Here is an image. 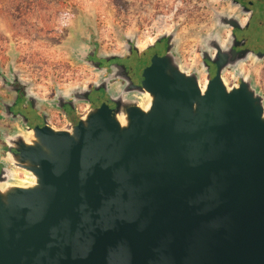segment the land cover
Returning a JSON list of instances; mask_svg holds the SVG:
<instances>
[{
	"label": "water",
	"instance_id": "1",
	"mask_svg": "<svg viewBox=\"0 0 264 264\" xmlns=\"http://www.w3.org/2000/svg\"><path fill=\"white\" fill-rule=\"evenodd\" d=\"M224 15L215 11L214 28L201 36L204 58L222 27H240L235 19L221 23ZM176 33L157 39H168L167 60ZM123 45L138 53L151 47L135 33L125 34ZM94 46L72 56L99 72V63L87 60ZM237 56L229 66L238 79L220 72L196 86L155 55L140 85L131 86L124 65L112 64L102 84L56 91L49 101L28 92L31 81L14 54L12 77L0 81L27 86L34 107L55 101L54 107L75 110L101 89L123 107L22 138L0 132V141L18 152L7 160L15 168L0 172V264H264V93L238 66L251 57L261 63L264 53ZM110 79L125 81L119 98ZM131 91L136 100L122 98Z\"/></svg>",
	"mask_w": 264,
	"mask_h": 264
},
{
	"label": "flooded vegetation",
	"instance_id": "2",
	"mask_svg": "<svg viewBox=\"0 0 264 264\" xmlns=\"http://www.w3.org/2000/svg\"><path fill=\"white\" fill-rule=\"evenodd\" d=\"M205 4L211 11V26L206 30L207 33L214 26L215 11L225 14L220 17L221 23L227 22L226 19H235L240 24V27H222L219 35L212 37L208 46L205 45V53H207L205 58L202 56L200 37L197 36L194 39L188 36V33L183 30L185 26L183 22L176 24L173 21V25L170 29H167L168 31H173L178 25L177 33L170 42V55L167 60L165 56L167 54L168 39L157 40L162 33L153 37L149 42H142L141 33H136L135 36H137L140 45L151 44L149 49L141 53H138L134 47L132 51L126 52L124 45H122V40L125 39L123 31L120 32L121 36L115 33L116 38L121 43V48L118 50L108 49L102 44L103 37L99 21L94 20L91 16L79 19L77 28L70 30V35L64 43L69 53L74 52L80 57H82L83 51L89 54L91 50L88 49L95 45V55H89L87 60L98 62L100 66L99 72H94L92 68L87 66L70 67L69 72L63 77L53 79L52 84L47 87L46 93L38 88L36 81L34 84L31 82L27 84L29 87L28 92L37 93L40 98L50 101L56 91L64 94L67 93V89L77 84L81 87H87L85 90H88V88L92 89L93 82L98 81L102 84L108 79L112 64L124 65V73L129 77L131 86L140 85L143 74L150 67L152 58L155 55H158L163 64L169 66L173 73L182 70L190 75L189 81L196 86L204 85L208 77L215 79L220 72L222 76L227 77L229 80H232L234 76L238 79L240 78L239 72L234 71L229 66V63L236 64L238 53L245 50L264 53V0H207ZM196 14L193 13L190 19H194ZM254 40H257V42ZM103 50L124 53L125 57L107 61L106 59H101L98 55ZM1 62L4 64V70L0 72V75L11 78L10 69L7 66L8 61L1 60ZM219 62L226 66L221 71ZM254 62L253 57L247 61L240 62L238 65L239 70L243 72L244 77L248 76L254 68L259 66L254 65ZM145 64L147 66L144 68ZM24 79L28 81L30 77L24 76ZM106 84L108 88H112V94L117 98L120 97L121 92L125 88V81L120 79H110L106 81ZM8 86L17 87L13 93H10L6 89ZM26 87L11 82H6L3 85L0 81V132L4 133L3 136L6 138H22L29 135L36 128L46 125L62 129L70 123L76 124L80 115L90 112L98 116L105 113L112 116L116 110L123 107V105L113 102L104 89L99 92H90L88 100L77 104L75 110L70 109L68 106L65 108L54 107L52 104L55 101L50 103L51 107H48L45 103H39V107H34L33 103L24 94ZM135 94L136 92L131 91L128 96L124 95L122 98L136 100ZM1 108L6 117H2ZM57 122H61L63 127L56 126ZM8 148L9 144L5 141H0V172L4 168H15L7 160L10 154L18 155V152L14 149L10 151ZM16 171L19 175H23L19 169Z\"/></svg>",
	"mask_w": 264,
	"mask_h": 264
},
{
	"label": "rangeland",
	"instance_id": "3",
	"mask_svg": "<svg viewBox=\"0 0 264 264\" xmlns=\"http://www.w3.org/2000/svg\"><path fill=\"white\" fill-rule=\"evenodd\" d=\"M205 2L207 0H0V66L4 70L1 60H5L9 68L15 54L17 69L30 77L33 84L36 81L38 88L46 93L53 79L63 77L70 67L87 66L80 64L64 43L70 30L77 28L79 19L92 16L99 21L102 44L113 50L121 48L115 33L120 36L122 31L124 36L141 33L142 42H149L168 31L173 21L185 23L183 30L188 36L194 39L199 36L201 40L211 26V11ZM193 13L197 14L190 19ZM175 28L178 29V25ZM254 65L259 66L250 74L264 93V63ZM22 174L18 176L24 177Z\"/></svg>",
	"mask_w": 264,
	"mask_h": 264
},
{
	"label": "built area",
	"instance_id": "4",
	"mask_svg": "<svg viewBox=\"0 0 264 264\" xmlns=\"http://www.w3.org/2000/svg\"><path fill=\"white\" fill-rule=\"evenodd\" d=\"M58 125L61 126V127H63L62 126L63 124H61V122H57L56 126H58Z\"/></svg>",
	"mask_w": 264,
	"mask_h": 264
}]
</instances>
